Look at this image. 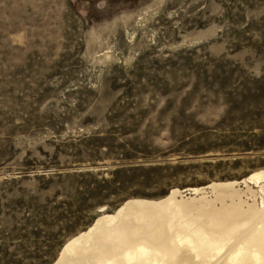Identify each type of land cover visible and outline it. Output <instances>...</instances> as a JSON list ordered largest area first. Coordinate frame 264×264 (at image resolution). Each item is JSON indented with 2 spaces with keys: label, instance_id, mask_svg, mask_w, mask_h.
Returning a JSON list of instances; mask_svg holds the SVG:
<instances>
[{
  "label": "rangeland",
  "instance_id": "rangeland-1",
  "mask_svg": "<svg viewBox=\"0 0 264 264\" xmlns=\"http://www.w3.org/2000/svg\"><path fill=\"white\" fill-rule=\"evenodd\" d=\"M263 169L264 0H0V264Z\"/></svg>",
  "mask_w": 264,
  "mask_h": 264
},
{
  "label": "bare ground",
  "instance_id": "bare-ground-1",
  "mask_svg": "<svg viewBox=\"0 0 264 264\" xmlns=\"http://www.w3.org/2000/svg\"><path fill=\"white\" fill-rule=\"evenodd\" d=\"M100 212L53 264H264V169Z\"/></svg>",
  "mask_w": 264,
  "mask_h": 264
}]
</instances>
